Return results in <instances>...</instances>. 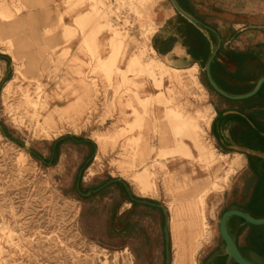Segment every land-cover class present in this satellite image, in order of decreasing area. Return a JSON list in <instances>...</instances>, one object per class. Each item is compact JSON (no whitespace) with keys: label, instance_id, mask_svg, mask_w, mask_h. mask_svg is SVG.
<instances>
[{"label":"rangeland","instance_id":"rangeland-1","mask_svg":"<svg viewBox=\"0 0 264 264\" xmlns=\"http://www.w3.org/2000/svg\"><path fill=\"white\" fill-rule=\"evenodd\" d=\"M161 2L169 4L0 0V264H174L169 207L182 188L203 187L208 181L200 178L207 173L202 165L217 160L212 182L219 186L209 185L207 192L214 191L206 200L211 236L195 264L213 230L218 232L221 212L211 219L215 204L245 159L234 167L229 163L236 156L212 148L207 126L213 92L204 72L147 70L154 60L163 61L150 51L152 10ZM115 31L120 39L111 44ZM112 45L120 47L118 54ZM175 112L184 114V130ZM170 121L176 146L160 149L165 136L173 146ZM73 138L92 144L71 146ZM145 139L155 154L141 164ZM184 139L197 148L196 160L185 155ZM89 168L95 176H87ZM147 169L152 189L140 197L132 178ZM257 169L261 181L249 210L262 216L264 170ZM255 232L256 245L250 243L264 253V228Z\"/></svg>","mask_w":264,"mask_h":264},{"label":"crops","instance_id":"crops-1","mask_svg":"<svg viewBox=\"0 0 264 264\" xmlns=\"http://www.w3.org/2000/svg\"><path fill=\"white\" fill-rule=\"evenodd\" d=\"M168 1V5L161 2L152 10L156 30L151 37L150 51L161 58L162 63L170 69L180 72L197 71L198 69L205 73L207 84L213 92L210 105L212 118L207 126L216 149L212 148L215 152L216 150L220 152L219 154L216 152L220 156L226 158L236 156L237 159L229 163L231 166H239L241 157L245 159L243 166L232 179V184L218 196L211 219L214 220L213 217H217L219 212L222 216L225 212L235 209L242 210L257 219L264 218V215L258 216L255 211L249 210L251 192L255 185L246 182L251 175L248 155L254 150L256 134L264 133V85L255 96L238 99V96L252 92L259 81L264 78V0H176L186 13L199 22L198 25L180 14L172 1ZM208 62H210L212 79L227 95L220 94L209 84L206 75ZM256 65L259 66L255 69ZM256 75L259 76L257 81L255 80ZM195 79L197 80L196 77ZM157 94L158 92L154 95ZM170 129L173 133L172 126ZM63 140L64 138L56 142L53 156L59 154ZM175 143L170 146L163 141L160 149L174 148ZM89 144L92 142L86 139L73 138L71 142V146L87 147ZM148 150L150 151L149 158H154L155 149L149 145ZM102 151L105 152L106 148L99 147V152ZM89 170L90 168L87 171L88 177L96 175L97 170L94 173H90ZM200 175V178L208 181L205 185L202 184L203 186H207L212 181L203 173ZM201 188V186L194 187L189 191L180 192L179 201L172 205H178L180 200L183 202V199H189V194L195 198L200 194ZM260 189L259 197L262 199L264 198V185ZM212 191L214 190H210L205 197L203 209L205 226L192 227L189 217L184 215L175 219L171 210L172 205L169 207L173 242L174 231H178V235L186 244L189 243L191 236L199 232V247L193 264H195V257L203 243L211 236L206 215V200ZM136 194L140 197H147L137 192ZM219 224L220 220L217 226L218 232L213 230L212 238L197 264H237L228 256ZM260 228L264 226L248 225L238 217H233L228 222V230L243 256L253 263L264 264V253L255 247L258 236L255 229ZM250 241H253L255 245L253 246ZM258 244L263 246L261 242Z\"/></svg>","mask_w":264,"mask_h":264},{"label":"bare ground","instance_id":"bare-ground-1","mask_svg":"<svg viewBox=\"0 0 264 264\" xmlns=\"http://www.w3.org/2000/svg\"><path fill=\"white\" fill-rule=\"evenodd\" d=\"M85 16H86V14L83 17H85ZM5 19L6 18H3L2 20L4 22H7ZM5 26H8V27L11 28V26H9L8 24L5 25ZM118 36H119V33L115 31L114 32V36L110 39L111 44H113L114 41H116V39H120V37H118ZM120 44L121 43L118 42L117 46H119ZM112 47L115 48L114 52L116 54H118V51H119L118 48H120V47H116L114 45H112ZM122 48H123V43L121 45V49ZM110 53H112V51L109 52V54L105 58L100 57L101 64L106 63L108 61V59L110 58L109 57ZM156 67H159L161 70H163V72L166 75H168L171 72H173L174 74L182 73L180 71H177V70H174V69H170L169 67H167L162 62L157 64L156 60H154L151 64L146 66L148 71H152ZM193 80H194V78H193ZM6 90H7V88L5 89V91ZM174 117H180V122H179V124L181 125L180 129L184 130L185 129L184 125L187 123L184 114L182 112H180V113L178 112V113H176V115ZM181 119H183V121ZM169 124L174 129V124L171 123V121L169 122ZM183 133H185L186 137L188 139H190V136H188L190 134L189 131L185 130V131H183ZM172 134L174 136V133H172ZM164 142H165V144H169L170 145V141H169V139L166 136L164 137ZM174 143H175V136H174V140H173V144ZM183 143H184L183 146H184L185 153H186L185 155L188 156L189 158L194 157V155L192 153V148H194L196 150H197V148L192 143H191L192 144V147H191L186 142L185 139L183 140ZM148 144H149L148 140L145 139V141L142 144V147L140 148L139 161H141V164H143L144 162H148V160L150 159L149 158L150 151L148 150L149 149V145ZM184 149H183V151H184ZM197 152H198V150H197ZM182 156H184V155H182ZM196 158H198V157H194L193 159L196 160ZM182 160H183V158H182ZM220 164H221V161L217 160V161H214L211 165H209V167H206V166L202 165L201 168L203 169L204 172L207 171V173H205L206 176L209 177L210 180H213L212 179L213 176L216 174V171H218L217 166L219 167ZM150 174H152V170L147 169V170L141 172L139 175H137V176L132 178L133 184L136 186L138 192L141 195H143V196L149 195L150 191L152 189V184L149 182V179H148ZM223 180H227V176L226 175H224ZM168 184L166 182V188L170 191V190H172V188ZM209 185H211L212 188L216 187V186L217 187L219 186V184L217 182H214V181L212 182L211 181L209 184H207V186H203L200 189L201 190L200 194H198L195 198L191 197L190 194L189 195L187 194L190 197L189 199H183L185 202L184 201L182 202V200H180L178 205H172L171 206L173 217H175V219H176V218L182 217V215H184L186 217H189V219H190L189 222L192 225V227H196V226H200V225L201 226H205V221H204V218H203V209H204V206H205V197H206V195L208 193L207 191L209 189ZM186 191H189V189L188 188H186V189L182 188V190L180 192H186ZM198 236H199V232L197 234H194L193 236H191V239L188 241L189 243L186 244L185 242L182 241L181 236L178 235V231H174V245H175L176 249L178 250V259L175 260L174 264H193L194 263V256H195V254H196V252L198 250V247H199Z\"/></svg>","mask_w":264,"mask_h":264},{"label":"water","instance_id":"water-1","mask_svg":"<svg viewBox=\"0 0 264 264\" xmlns=\"http://www.w3.org/2000/svg\"><path fill=\"white\" fill-rule=\"evenodd\" d=\"M172 3L174 4L175 8L177 9V11L182 14L184 17H186L188 20H190L191 22H193L194 24L198 25L199 22H197L191 15H189L188 13H186L177 3L176 0H171ZM206 75H207V79L209 84L211 85V87L216 90L217 92H219L220 94L223 95H227L224 91H222L214 82V80L212 79L211 73H210V62H208L207 67H206ZM264 85V78H262L258 85L256 86V88L243 96H238V99H246V98H250L255 96L256 94H258L262 87ZM229 96V95H228ZM134 200V199H132ZM164 215L166 216V212L164 211ZM233 217H238L240 219H242L246 224L251 225V226H255V227H262L264 226V218L261 219H257L252 217L251 215H249L248 213L242 211V210H229L227 212H225L220 219V224H219V228H220V234L224 240L225 246H226V250L228 253V256L237 264H262V263H253L249 260H247L243 254L240 252L239 248L237 247L235 240L233 239V237L231 236L229 230H228V222L231 218ZM167 220V219H166ZM166 232H168V221L166 222ZM167 238V246L169 245V237L166 236ZM169 249V248H168ZM167 264L169 263V259L167 261Z\"/></svg>","mask_w":264,"mask_h":264},{"label":"flooded vegetation","instance_id":"flooded-vegetation-1","mask_svg":"<svg viewBox=\"0 0 264 264\" xmlns=\"http://www.w3.org/2000/svg\"><path fill=\"white\" fill-rule=\"evenodd\" d=\"M254 150L252 153H250L248 155V164H249V168H250V177L248 178V180H246V182L250 183V184H254L255 187L253 189V191L251 192L252 195L251 197L254 199L255 195V189H257V184L259 185V182L261 181V174L258 171V167L261 165L263 167L264 170V133L263 134H256V141L253 145ZM252 199L250 200L249 203V209L252 208Z\"/></svg>","mask_w":264,"mask_h":264}]
</instances>
